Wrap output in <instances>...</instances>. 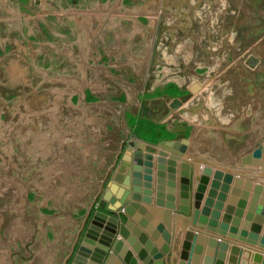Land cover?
Returning a JSON list of instances; mask_svg holds the SVG:
<instances>
[{
  "label": "rangeland",
  "instance_id": "obj_1",
  "mask_svg": "<svg viewBox=\"0 0 264 264\" xmlns=\"http://www.w3.org/2000/svg\"><path fill=\"white\" fill-rule=\"evenodd\" d=\"M209 59L253 91L263 146L264 0H0V259L70 264L114 175L131 182L129 139L189 134L176 99Z\"/></svg>",
  "mask_w": 264,
  "mask_h": 264
},
{
  "label": "crops",
  "instance_id": "obj_2",
  "mask_svg": "<svg viewBox=\"0 0 264 264\" xmlns=\"http://www.w3.org/2000/svg\"><path fill=\"white\" fill-rule=\"evenodd\" d=\"M205 62L212 67L209 79L207 76V80L204 82L199 80L194 81L191 84L193 90L188 93L189 95L186 100L182 101L181 98L176 99L179 103L174 108L175 110H185L186 113L182 114L180 111V114L177 115V120L186 121L189 127V134L186 136L189 141L187 151L182 156L181 161H177L175 166L174 208L167 209L155 204V185L157 179L155 165L158 155L143 152L141 157L139 150L131 148V151L127 153V160L123 159V166L121 165V168H119V171H124L123 174H126L129 178L128 181H131L129 186L126 185L127 181L123 185L124 189L118 186L120 184L117 185L116 180L121 181V179L115 177V175L113 184L119 188L115 190L112 184L109 183L108 185V189L121 201L130 199V201L137 205L132 206V213L127 214L125 211H121L123 214L122 218H125L131 226L118 219L114 239L121 241V244L127 247L126 251H131V256L139 264H144L146 259L139 258L126 239L120 235L119 225L123 223L124 230L128 234H131L134 228H138L140 232L146 233L149 238L150 235L145 231L144 226L151 225L152 229L155 230L151 223L153 217L163 224L170 235L169 252L163 255L164 264H189V256L187 255L197 247L196 244L198 242L194 241V236L199 234L203 235L205 240L196 264H205L204 257L207 256L208 249L212 251L214 246L208 243L209 239H217L220 243L226 244V247L219 249L223 256L217 261V264H243L244 260H247L248 264H254V254L261 256L262 259L264 258V249L256 244L252 245L240 241L237 238L238 233L236 237H229L217 232L218 225L221 222H227L229 226L236 225L240 230L242 224L247 219V213L250 211L252 217L248 219L251 224L248 230L251 231L253 225L260 223L257 234L259 237L264 235V169L260 166V158L254 157V150L250 151L249 149L252 142L258 140V137L255 138V136L259 133L258 122L254 120L256 118L254 113L256 107L254 105L253 91H245V88L242 86L237 87L236 85L233 87L231 79L224 75V73L227 74L226 72L215 71L214 67L217 65V60L209 59L208 63L207 60ZM249 93L252 96L251 99H249ZM174 120L176 119L174 118ZM182 138L185 137H163L154 141L157 142L160 139L180 140ZM144 139L147 142L153 143L151 139ZM123 157H126V154ZM247 157L250 160H246ZM135 158L141 160V165L136 164ZM221 158H232L231 161L233 162H230V164L236 162V158H240L238 162L241 165L240 168H244L243 173L242 170L241 172L237 171L240 168L233 170L221 160L216 161ZM181 162H186L191 166L188 204L190 212L192 210L191 215L180 213L178 210ZM136 166H138V170L134 168ZM205 168L211 169L209 175H206ZM134 170L142 173V179L135 177ZM144 174L149 178L144 179ZM165 174L167 175V171H165ZM228 175L230 178L226 179ZM165 181H167V177H165ZM144 183L147 185H144ZM257 185L262 187L259 191L255 189ZM134 189L137 190L138 196L141 197L145 193L151 200L149 202L136 200L133 198ZM212 190L213 193L210 194ZM163 197H166L164 192ZM231 198L234 199L230 203L229 200ZM217 200H219V207L215 209L214 203ZM242 200H244L243 206H241ZM229 204H232L230 211L227 209ZM107 205L108 203L106 202L105 206ZM195 208L199 209L197 216H193ZM260 209L263 210L261 211L263 212L261 221L257 219L258 215L260 216L261 214L258 211ZM214 210L217 212L216 216L212 213ZM146 214L149 216H146ZM194 219L196 221L195 224H193ZM211 220H215L217 223L215 225L217 228L215 227L214 231L209 230L208 223ZM160 238L161 234L159 233L156 239ZM154 245L157 246V249L159 248L155 241ZM145 250L146 257H150V249ZM194 253L197 252L194 251ZM246 254L251 255L247 257ZM115 257L120 264H127L118 253ZM190 264H194V261H191Z\"/></svg>",
  "mask_w": 264,
  "mask_h": 264
},
{
  "label": "water",
  "instance_id": "obj_3",
  "mask_svg": "<svg viewBox=\"0 0 264 264\" xmlns=\"http://www.w3.org/2000/svg\"><path fill=\"white\" fill-rule=\"evenodd\" d=\"M189 141L187 138H182L180 140H161L159 143H150L142 139H129V146L126 147V157L123 159L127 160V153L131 151V148L134 147L137 150H143L147 153L158 155L156 160V169H157V179L155 185V204L157 206L165 207L167 209L174 208V193H175V172H176V164L177 161H181V156H184L187 151V145ZM253 156L256 158H262V162H260V166L264 169V144L263 146H258L253 151ZM167 158V159H165ZM129 159V158H128ZM136 164L140 165V160L135 158ZM166 164L168 165L166 167ZM114 165V164H113ZM138 166L134 167L138 170ZM191 166L186 162L180 163V192H179V206L178 210L180 213H188L189 211V197H190V177H191ZM135 171V177L139 176V171ZM167 171V175L165 174ZM206 175L211 173L210 168H205ZM165 177H167V181H165ZM144 179H148L149 177L144 174ZM230 176H226V179H229ZM139 182V181H138ZM103 183V181L101 182ZM216 185L215 183H212ZM136 185V184H135ZM144 185H147L144 183ZM102 186V184H101ZM100 186V189H101ZM262 187L260 185L256 186V191H259ZM133 198L137 197V191L134 189ZM147 193L148 191L145 190ZM163 192L166 194V197H163ZM213 193V190L210 191V194ZM219 197V195H218ZM165 200H164V199ZM102 199L108 203L107 210H95L93 213L90 211L86 214L85 220H90L82 239L74 252L70 264H120L118 259L115 257L118 253L119 256L127 263V264H139L136 262L131 256V251H126L127 247L121 244V241H117L114 239L115 232L117 230V220L120 219L121 222H125L128 226H131L130 223L122 218V210L127 214L132 213V206H137L135 203L128 199L127 201H121L117 198L110 189H105L102 192ZM141 201H150L151 199L144 193L142 197H140ZM210 199V198H208ZM207 199V200H208ZM234 198H231L229 201L232 202ZM123 204V205H122ZM215 209L219 207V200L215 201ZM244 200L241 201V206H243ZM197 205V203H196ZM232 205V204H231ZM231 205L227 206L228 211L232 209ZM218 210V209H217ZM260 211V216L258 215L257 219L259 221L262 220L263 211ZM213 215L216 216L217 212L214 210ZM199 214V209L195 208L193 211V216H197ZM252 213L249 211L246 216V221L241 226V229H238V226L231 225L229 226L227 222H221L217 226L215 220H211L208 223L209 230L214 231L217 228V232L222 235H227L229 237H236L238 233V239L245 243H249L252 245H258L261 248H264V235L258 236L257 231L259 229L260 223L252 226V230L249 231L250 223L249 220L252 216ZM146 216H149L146 214ZM213 216V217H214ZM213 219V218H212ZM98 220H101V223H98ZM151 225L144 226V229L147 233H149L150 237H147L146 233H142L138 228H134L131 234L125 232L123 223L119 225V233L126 239L127 243L132 247V250L138 254V257L141 259H146L144 264H164V254H168L169 252V241L170 235L167 230L163 226V224L159 223V221L153 217L151 219ZM196 221L194 219L193 224ZM216 227V228H215ZM161 234L160 239H156L158 234ZM205 238L203 235L199 234L194 236V241L198 242L195 250L191 251L190 254L186 253L189 256V264L194 261V264L199 259V254L202 249V245ZM154 241L157 246L154 245ZM208 243L213 247L212 251L208 249L207 256L204 257L205 264H217L223 254L219 249H223L226 247L225 243H220L217 239H209ZM150 249V257H146V250ZM197 252V253H194ZM246 252V251H245ZM211 255V256H210ZM245 264V262H243Z\"/></svg>",
  "mask_w": 264,
  "mask_h": 264
},
{
  "label": "flooded vegetation",
  "instance_id": "obj_4",
  "mask_svg": "<svg viewBox=\"0 0 264 264\" xmlns=\"http://www.w3.org/2000/svg\"><path fill=\"white\" fill-rule=\"evenodd\" d=\"M108 174V173H107ZM77 239H78V237L76 238V239H74V241L76 240L77 241ZM76 241H75V243H76ZM75 243H74V245H75ZM68 253L63 257V264H68ZM3 260V261H2ZM0 264H12V262H11V258H10V256L8 255V257L7 256H4V257H2L1 259H0Z\"/></svg>",
  "mask_w": 264,
  "mask_h": 264
},
{
  "label": "bare ground",
  "instance_id": "obj_5",
  "mask_svg": "<svg viewBox=\"0 0 264 264\" xmlns=\"http://www.w3.org/2000/svg\"><path fill=\"white\" fill-rule=\"evenodd\" d=\"M140 152H141V157H142V153L143 152H145V151H143V150H139ZM145 153H147V152H145ZM149 154H151V153H149ZM151 155H156V154H151ZM181 158H182V156H181ZM136 159H139V158H136ZM140 160V159H139ZM140 165H141V160H140ZM141 167V166H140ZM139 174V176H138V179H142V175H141V173L139 172L138 173ZM139 181V180H138ZM138 185H139V183H138ZM137 191V190H136ZM137 197L138 198H135L136 200H141V199H139L140 198V196H138L137 195ZM142 197V196H141ZM143 202H149V201H147V200H145V201H143ZM250 256V255H249ZM247 257H248V255H247ZM262 258H261V256H259V255H257V257H256V259H255V262H258V261H260Z\"/></svg>",
  "mask_w": 264,
  "mask_h": 264
},
{
  "label": "trees",
  "instance_id": "obj_6",
  "mask_svg": "<svg viewBox=\"0 0 264 264\" xmlns=\"http://www.w3.org/2000/svg\"><path fill=\"white\" fill-rule=\"evenodd\" d=\"M169 93H170V92H169ZM150 125H151V127H153V124L150 123ZM111 156H112V155H111ZM97 176H98V174H97Z\"/></svg>",
  "mask_w": 264,
  "mask_h": 264
}]
</instances>
